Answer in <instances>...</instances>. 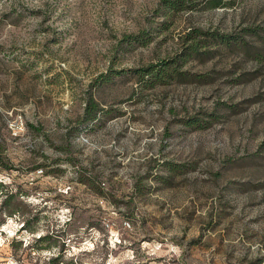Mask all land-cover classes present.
I'll return each instance as SVG.
<instances>
[{
    "label": "rangeland",
    "instance_id": "1",
    "mask_svg": "<svg viewBox=\"0 0 264 264\" xmlns=\"http://www.w3.org/2000/svg\"><path fill=\"white\" fill-rule=\"evenodd\" d=\"M208 1L0 0V264H264V0Z\"/></svg>",
    "mask_w": 264,
    "mask_h": 264
},
{
    "label": "trees",
    "instance_id": "2",
    "mask_svg": "<svg viewBox=\"0 0 264 264\" xmlns=\"http://www.w3.org/2000/svg\"><path fill=\"white\" fill-rule=\"evenodd\" d=\"M209 5L212 8H217V7H222L224 6L223 0H209ZM186 0H166V5H169L172 8L176 7H181L185 5ZM200 30L193 29L191 32H189L185 38H186V47L185 51L188 52V55H194V54H200L201 48L204 46L201 45V41H198V37ZM212 37L214 39H220L222 43L225 44H231L233 41L235 42L236 40L231 38L229 35H218V34H213ZM169 64L167 62H162L160 64H155V65H150L147 67H143L140 69H135L133 70L134 73L139 76L142 79H145L147 77V81L151 83V85H156V84H166L168 80H172L175 78V75L177 74V79H186L188 75L185 72L180 71L179 68H174L168 75L169 72ZM168 76H167V75ZM104 77V75L102 76ZM107 78V77H104ZM153 81V82H152ZM103 111V108L100 106L99 102L93 97L89 96L87 102H86V107H85V113L83 115V122H93L98 119V115H100ZM31 128H34L35 130H39L36 128L34 125L29 124ZM80 182L86 183L89 182V184L92 185L89 179H87L84 176L80 177ZM56 260H53L55 262Z\"/></svg>",
    "mask_w": 264,
    "mask_h": 264
},
{
    "label": "built area",
    "instance_id": "3",
    "mask_svg": "<svg viewBox=\"0 0 264 264\" xmlns=\"http://www.w3.org/2000/svg\"><path fill=\"white\" fill-rule=\"evenodd\" d=\"M42 171V170H41Z\"/></svg>",
    "mask_w": 264,
    "mask_h": 264
}]
</instances>
